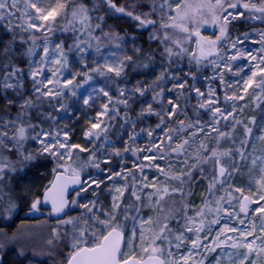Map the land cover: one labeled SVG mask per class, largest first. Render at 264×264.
Instances as JSON below:
<instances>
[{
  "label": "snow or ice",
  "instance_id": "snow-or-ice-1",
  "mask_svg": "<svg viewBox=\"0 0 264 264\" xmlns=\"http://www.w3.org/2000/svg\"><path fill=\"white\" fill-rule=\"evenodd\" d=\"M166 4L168 0H163L162 3L151 0L150 10L144 12L140 10L141 0H125L123 4L117 0H0V22H7L4 24V30L11 37L7 43L0 41V217L9 218L17 208L16 201L32 195L31 189H25L19 196L15 195L9 185L10 174L31 169L39 171L46 168L49 161L54 163V179L45 186L43 200L35 196L30 208L38 211L39 205L50 202L52 213L57 216L61 213L67 216L65 209L70 205L86 210L80 216L59 219L57 226L52 229L50 237L46 240L47 255L52 264H204L205 253H216L213 264H259V257L264 254V166L259 167V174L254 175L248 185L236 182V178L242 173V166L248 163L247 145L252 138L253 127H259L262 133L256 139L264 141V118L258 124L255 116L250 117L248 123L235 117L239 107L237 102L244 100L246 95H252L256 102L264 101V28L256 29L260 37L258 41L252 39L251 32H241L236 28L237 24L247 26L250 21L264 24V0H200L195 6L185 3L182 9L180 4H177L176 8L169 6V11L164 15H167L170 22H165L163 18L152 19L157 8L163 9ZM177 9L180 11L177 12ZM172 12H177V15H171ZM115 14L136 22L138 29L147 30L151 26L153 30L149 32L148 39L164 45L160 56L168 61L167 67L163 68L153 84L147 87L138 81L132 88H127L122 87L121 82L127 79L126 69L129 67L147 69L154 63L155 52L151 49L145 52L143 48L137 47L134 55L142 56L136 55V59L128 55L111 61L105 58L102 64L96 62L93 67L84 57L86 48L82 45L86 42L79 36H74L73 43L67 46L68 52L76 49L81 54L84 70L73 71L64 42L55 44L54 48L49 46L48 34L57 30L87 33L89 36L99 30L109 39L122 41L123 37L117 33L103 30L106 17ZM60 18L65 19L66 23L59 28L54 27ZM157 23L160 29L164 30L162 33L156 30ZM207 24L218 27L219 35L215 40L201 36L199 29ZM170 28L187 33L185 39L196 36L197 45L200 46L202 41L207 43L209 52L205 54L203 47H200L199 53L190 51L181 40L174 39L169 34L167 30ZM18 32L28 33V37L21 35L18 39ZM37 32L44 38L42 46L36 43ZM95 39L99 41L100 37ZM249 40L261 45L259 54L244 48ZM18 43L21 47L27 45L23 52H19L16 47ZM116 46L120 47V44L117 43ZM38 47H42V53L37 60L33 57L37 55ZM87 47L91 48L92 45L88 44ZM96 50L100 51L99 43L96 44ZM213 52L219 63L216 59L209 60ZM112 55L115 56L114 53ZM184 55L189 57L190 65L195 63V71L190 67L188 72L179 68L170 72L173 64ZM24 59L27 60V68L18 62ZM205 60L213 66V76L205 79L216 80L222 86L223 101L216 88L209 87L207 91H201L195 84L200 66ZM236 61L246 63L235 64L234 67L233 62ZM225 71L239 79L226 80ZM167 75H171L176 81L168 91L179 92V95L167 98L168 106L165 107V89L160 88V82L165 80ZM95 76L103 77L105 85L98 88L92 86L90 82ZM25 77L31 81L30 93L27 95ZM85 85L91 88L87 95L81 93L85 106L92 107L94 104L93 93L105 97L107 102L102 103L96 115L87 121L88 126L83 133L86 144L82 145L72 142L73 129L67 125L62 129L57 128L54 132L50 127H43L45 123L55 121L56 116L53 112H44L42 105L47 103L57 112L66 110V105L61 103L64 96L68 93L76 96V90ZM113 86L118 93L115 99L110 91ZM156 88H159V91H156ZM150 89L154 93L152 100L160 105L159 110L152 103H147L137 114L138 119L151 115L158 118L155 129H141V132H146L151 138L149 145L133 148L128 141L124 142L121 148L111 145L109 132L112 128L111 121L119 115L118 106L123 105L125 109H130L136 95L144 96ZM192 93L195 94L196 103L190 105ZM181 96L185 100L184 106L179 103ZM189 106L194 119L188 115ZM202 114L207 116L208 120H204ZM178 115H182L184 119L175 121L178 127H170L168 121ZM222 122H225V126L230 124L231 131H221L219 125ZM125 123H130L133 129L129 133V141L135 142L138 136L135 132L136 124L127 117V113ZM123 126L120 125L121 128ZM237 126L243 130V139L240 140L239 146L219 148L222 139L235 143L233 134ZM206 128L217 133L218 147L209 149L201 142L194 153H189L190 142L200 133H205L206 137L210 135L205 132ZM186 129L194 131H190L188 137L183 138L181 133ZM157 130L162 134L158 142L155 136ZM28 141L35 142L39 147L34 150L26 148ZM165 143L167 151L162 147ZM128 152L133 155L146 153L142 160L149 161L148 164H133V168L141 173L140 189L136 188L134 172L128 171L125 174L123 168L117 170L110 166L114 158H119L117 162L123 165L124 153ZM80 153H87L88 158L77 163L80 161ZM173 154L181 165L175 171L171 162L167 172L160 164L154 163L158 159L171 161ZM257 159L261 158L252 159L251 165L256 166ZM68 161L72 163L69 164ZM89 167L96 169L99 176L85 173V169ZM146 168H154L166 179L178 181L180 185L179 188L171 189V193L180 194V208L175 214L165 216L163 221L157 219L154 222L151 217L129 215L135 202L141 200L138 193L143 189H155V192L148 193L150 203L151 197L157 196L155 205H160L164 196L170 195L167 186L163 189L157 187L158 178L149 180ZM248 171L253 169L249 168ZM82 173H85L83 177ZM128 176H132L131 189L127 183ZM116 178L124 179L125 184L117 186ZM106 181H113L112 187L109 188L113 193L112 210L103 211L101 218L93 209L97 208L98 190ZM202 181L207 182V188L201 193V203L197 205L189 202V198L195 194L196 187ZM69 185L77 186L74 188L76 197L70 201L67 198ZM89 191L96 199L78 203L77 198L87 199L82 194ZM126 191H129L130 197L134 199L121 209ZM121 210L122 220L117 215ZM135 210L139 212V208ZM257 218L260 220L259 224L256 223ZM170 219L176 220L175 228L169 227ZM129 220L133 222L131 228L127 226ZM153 224L156 225V230L150 242L145 243L147 238L144 235V225ZM61 225L71 228L61 229ZM2 231L0 229V233ZM157 241H161V244H157ZM62 244L69 249L66 256L61 250ZM3 247L4 245L0 244V249ZM181 248L187 250L180 252ZM173 249L176 250L175 253ZM217 249L220 251L217 252ZM18 255L24 256V250L21 249ZM197 256L200 257L199 260L196 259Z\"/></svg>",
  "mask_w": 264,
  "mask_h": 264
},
{
  "label": "rangeland",
  "instance_id": "rangeland-1",
  "mask_svg": "<svg viewBox=\"0 0 264 264\" xmlns=\"http://www.w3.org/2000/svg\"><path fill=\"white\" fill-rule=\"evenodd\" d=\"M163 0H157V3H162ZM200 0H168V4H166L164 6L163 9L157 8L156 13L151 17L152 19H156V20H160L161 18H163V20L165 22H170L168 21L167 15H164V13H167L169 11V6H171V8H176L177 4L181 5V9L183 8L185 3H190L193 6H195L197 3H199ZM214 2V0H213ZM22 7V4L20 5ZM71 7V5H70ZM151 7V0H141V7L140 10L147 12L150 10ZM180 9H177V12H179ZM177 12H172L170 13L171 15L175 16L177 15ZM15 22V21H14ZM253 23H255L257 25V27L253 28L250 32L252 35V39L253 40H259L260 37L256 31V29H261L264 28V24H261L259 21H252ZM7 23L5 22H0V24H5ZM66 23V20L63 18L58 19L57 24L54 25V27L59 28L60 25H63ZM77 27L79 28V25H77ZM104 32H108V31H113L115 33H117L120 37H123L122 41H117L115 39H109L108 37L103 36V34L99 31L96 30L95 32L92 33L91 36H89L87 33H80L79 32V37L81 40L85 41L86 43L84 45H82L83 47L86 48V52L84 54V57L86 59V62L90 65V66H95L96 62L99 63H103L105 58H108L109 61H111L112 59H115L117 57H123L124 55H128V56H132L134 54V50L135 48L139 47L138 42H137V38L134 35H130L127 34L125 32H120L118 30H116L113 26L111 25H106L104 27ZM153 29L150 26L147 31L148 33L151 32ZM156 30L158 32H163L164 30L160 29V25L159 23H157L156 25ZM58 31V30H57ZM169 32L170 35H172L174 37V39H180L183 40L185 42V44L188 46H192L193 49L195 50V52L199 53L200 51V47H203L204 51L206 53L209 52V46L207 43L205 42H201V45L198 46L196 43L197 37L196 36H191L190 39H185L187 37V33H182L179 31V29H168L167 30ZM200 34L202 37L207 38L208 40H215V37L217 35H219V29L216 26H213L211 24H207L204 25L203 27H201L199 29ZM38 34H41L39 32H37ZM28 34V33H27ZM95 37H100V40L97 41L95 39ZM133 37L135 38V42L133 43ZM50 41V48H54L55 44L60 43L61 41L64 42L63 39L57 38V39H49ZM44 42L40 43L39 45H43ZM73 43V42H72ZM71 43V44H72ZM99 43L100 44V51L97 52L96 50V44ZM117 43L120 44V47H117ZM91 44L92 47L88 48L87 45ZM65 51L68 52V47L66 46L65 42ZM244 48L246 49H250L252 50V52L254 54H259L258 50L261 48V45L259 43H253L252 40H249L245 43ZM37 55L35 57H33V59H39L40 54L42 53V47H38L36 49ZM115 54V56H113L112 54ZM221 55L223 54V50H221ZM211 59H216L217 63H219V59L217 58L215 52H213V54L211 56H209V60ZM68 61L69 64L72 68L73 71H83V66L81 63V54L76 50L73 49L71 52H68ZM206 66L209 63L208 60L205 62ZM239 63H246L244 61H236L233 62L234 67L235 64H239ZM211 65V69H210V75L205 76V77H211L213 76V66ZM208 67V66H207ZM219 71V70H218ZM161 70H156L155 72L151 73L149 75V77L147 78L146 82H141V84L145 87H147L148 85L153 84V81L156 80V77L160 74ZM65 75H67V72L64 73ZM224 76L225 79L228 81H232L234 79H239V77H233L230 73L228 72H224ZM205 77H203L200 81L196 80L195 84L197 87H199L201 89V91H207V89L209 87H213L216 88L221 95V101H223V92L221 91L222 86L216 81V80H209V79H205ZM70 78V77H69ZM79 79V78H78ZM138 81H135L131 84H127V85H122V87L126 86L127 88H132L134 85L137 84ZM176 81L173 80L171 77L170 79L165 78V80L160 82V88L165 89L164 91V105L165 107H167V98L172 97L174 95H179V92H169L168 89L172 87L173 84H175ZM90 84L94 87H102L104 86L103 84H101L100 82H98L96 79H93V81L90 82ZM156 91H159V88L155 89ZM91 91V88L88 85H85L83 88L77 89L76 92V96H72L70 93L66 94L65 97V101L64 104L66 105V110H61L63 113V117L60 119V121L57 123V125L52 129V131L54 132L57 128H64L65 125L71 127L73 129L72 131V142L73 143H79V144H86V140L84 137V129L88 126L87 125V121L94 117L96 115V112L100 110V105L102 103H106L107 99L103 96H97L95 93H93V98H94V104L92 105V107H87L83 104V100L81 98V93H84L85 95H87L88 92ZM231 91V90H229ZM251 92V90H250ZM153 91L150 89L149 91H147L145 93L144 96H139L138 94L136 95L135 98V102L131 104V108L130 109H126V110H133L135 108V117L131 116L130 114H127V117H129L131 119V121H134L136 124L135 127V132L138 133V136L135 140V142H131L129 141V133H131L133 131L131 124L130 123H125V118L122 121L121 124H123V128H118V133L119 136H116V140H111V145H114L116 148H121L122 144L126 141H128L129 143L132 144L133 148H144L146 146L149 145L150 143V139L146 132H141V129H148V128H152L155 129L156 124L158 123V118L155 115H151V116H147V117H141V118H137V114L140 112L142 107H146L147 103H152L153 106L159 110L160 105L156 102H154L152 100V96H153ZM192 97L193 99H191V104H195L196 101L194 99L195 94L192 93ZM114 98V97H113ZM115 99V98H114ZM179 103L181 104V106L185 105V100L184 97L181 96ZM239 107L237 109V112L235 113V117L236 119L243 121L244 123H248V120L250 117L255 116L257 119L258 124L261 122L262 118H264V101L261 102H256L252 99V95H246L244 100L238 101L237 102ZM257 103H259V107H257ZM230 104L231 102H229V110L230 109ZM123 105H119L118 108L120 109V107ZM124 107V106H123ZM137 108V110H136ZM189 117H192L189 113H188ZM202 117L204 120H208L207 116H203ZM194 119V117H192ZM105 119H107V117H105ZM117 119V117H116ZM116 119L111 121L112 123V128L111 130L117 125L116 124ZM177 119H184V117L182 115H178L177 117L172 118L171 120L168 121L169 126L172 128H176L178 127V125L176 124V120ZM250 127H253L252 125H249ZM221 131L224 132H229L231 131V125L228 124L227 126H225V122H222L219 125ZM190 131H194V130H185L183 133H181V136L183 138H187L189 135ZM205 132H209L210 135H208L207 137L205 136V133H200L199 136H197L195 138L194 141L190 142V145L188 147V152L189 153H194L196 151V149L198 148V146L200 145L201 142H204L207 147L209 149L211 148H216L218 147L217 142H216V136L217 133L216 132H212L210 128H206ZM261 130L259 127H253V134H252V138L250 140V142L247 145V152H248V163L246 166H242V173L241 175H239L236 178V182L237 183H243L244 185H248L249 182L252 180V177L254 175H258V169L260 166H264L262 165V160H264V141L258 140L256 139L257 136L261 135ZM155 136L157 137V142L159 141V138L162 137V134L159 133V130H157V132L155 133ZM233 139L235 140V143H233L232 140H224L222 139L220 141L219 144V148L221 149H226V148H235L239 146V142L241 139H243V130L240 126H237L236 131L233 134ZM99 143V142H98ZM111 145H109V150H111ZM25 147L30 149V150H34L37 147H39V145H37L35 142L33 141H28L25 144ZM162 147H164L165 151H167V144H163ZM146 153L143 152H139L136 155H133L132 152H128V153H124V164H120L117 161L119 160V158H114L113 159V163L110 165L113 168H116L117 170L123 168L125 170V174H127L128 171H132L135 174L137 183H136V188L140 189L141 185L139 183L140 177H141V173L139 172L138 169H134L133 168V164L134 163H143V164H148L149 161H144L142 160V157L145 155ZM157 155H159V153H157ZM261 158V159H257V164L256 166L251 165V160L255 159V158ZM74 160V159H73ZM171 162V164L173 165V171H175L176 169L180 168L181 165L178 163V161L176 160L175 154L172 155L171 161H169L168 159H164V160H156L154 161V163H158L160 164V166L162 168L165 169V172L168 171V167H169V163ZM69 164L72 163V161H68ZM54 166V163L52 164V168ZM103 167V165H101ZM52 168L51 170H47L46 173H43L42 177H44V180H49L52 181L53 179V173H52ZM249 168H252L253 171H248ZM145 172L149 178V180L151 181L154 177L158 178L156 183H157V187L163 189L165 186H167L169 188V193L170 195H165L164 199L161 201L160 205H155V200L157 199L156 195H153L151 197V201L152 203L149 202V197H148V193L150 192H155V189L152 188H146L143 189V191H139V195L141 196V200L138 202H135L134 208L129 212L130 216H140V217H144V218H148L151 217L152 220L155 222L157 219H160L161 221H163V218L165 216H170L171 214H175L177 212V210L180 208V194L179 193H171V189L172 188H179V182L175 181V180H170V179H166V177L160 173H158L154 168H146ZM85 173H92L93 175H97L99 176V173L97 172L96 169L94 168H87L85 169ZM85 173H82V177L84 176ZM17 175V180L16 182H12L15 185V188L17 190V192L19 193V195L25 190V189H31L32 191V195L31 196H26L23 199L17 200V208L15 209V211L11 214V216L9 218H3L0 217V227H4L7 229H4V231H2V233H0V242L4 243V245H10L12 243H15V239L17 236L20 237L21 240H26L27 243L26 244H30L32 243V239H30L31 235H28L27 233H25L24 231H20L19 233H16L15 238H13L12 236L9 237L6 235V231L15 224L16 219L19 216L25 215V214H31L33 217H42L40 219H50V213H47L45 210H43L41 208V205H39V210L38 211H33L30 208L32 199L36 196L35 193L37 191V189H33L35 186V184H32L31 181H29V179L27 178L28 176L26 175V172H20L18 174H10L11 178L13 179L14 177L16 178ZM11 181V180H10ZM9 181V182H10ZM116 183L117 186H122L125 184V180L121 179V178H116ZM127 183L129 184V189H131L132 186V176H128L127 178ZM113 185V181H106V183L104 185L101 186V189L98 190V204H97V208L93 209V211L97 212L98 214L101 215V218H103L102 212L103 211H111V206H112V195L113 193L109 191V188L112 187ZM253 187L255 188V185H253ZM207 188V182L206 181H202L200 185H198L195 189V194L193 196H191L189 198V202H194L195 204L199 205L201 203V193L205 192ZM44 192V191H43ZM222 193H217V195H221ZM83 196H86L87 199H78V203H87L88 200H94L96 199V197H93L91 194V191H89V193H85L82 194ZM76 197V196H74ZM41 199V196H40ZM125 199H128L129 203H132L133 199L132 197H130L129 191H126L123 197V203L121 204V209L122 206L124 204ZM173 201H175L176 203H173ZM139 208V212H137L135 209ZM22 212V213H21ZM86 212L85 209L80 208L78 206L72 205L71 208V213L68 216H80L82 214H84ZM21 213V215H20ZM189 214L191 215L192 213L189 212ZM118 218L119 219H123V211H119L117 213ZM29 220H26L24 222H27ZM18 222H23V221H18ZM18 222H16V224H18ZM55 224H50L48 222H42L40 223L38 226V231L41 233H44L41 235V239H39L40 242H46V240L50 237L51 232L54 227L57 226L58 221H54ZM132 221L129 220L127 221V226L128 228H131L132 226ZM256 223L259 224L260 220L259 218L256 219ZM137 224V228H139V221L136 222ZM65 227H67L68 229L71 228V226H63L61 225V229H64ZM169 227L175 228L176 227V220L170 219L169 220ZM145 228V232L144 235L147 238L145 243L150 242L154 230H156V225L153 224L152 226L149 225H144ZM259 234V233H257ZM137 235L139 236V232L137 233ZM211 239V237L209 238ZM205 243H208V241H205ZM259 243V241H258ZM157 244H161V241H157ZM164 247L166 248L167 245L165 244ZM69 250V249H68ZM186 248H181L180 252H184L186 251ZM220 250L217 249V252H219ZM243 251V250H241ZM173 252L175 253L176 250L173 249ZM201 252H203V250H201ZM178 254V253H177ZM206 255V259L204 260V264H213V258L216 255V253H205ZM197 260L200 259L199 256L196 257ZM5 264H42L39 263L38 261H35L33 259H27L26 255L22 256V257H18L16 255H12L9 258V261H6ZM259 264H264V254H262L259 257Z\"/></svg>",
  "mask_w": 264,
  "mask_h": 264
},
{
  "label": "trees",
  "instance_id": "trees-1",
  "mask_svg": "<svg viewBox=\"0 0 264 264\" xmlns=\"http://www.w3.org/2000/svg\"><path fill=\"white\" fill-rule=\"evenodd\" d=\"M118 3L123 4L125 3V0H117ZM106 25H111L113 26L116 30L120 31V32H125L127 34L130 35H134L137 38V42L139 45V48H143L145 50V52L149 51V49L153 50L155 52V61L153 64L150 65L149 68L147 69H143V68H132L129 67L128 69H126L127 72V79L121 82V86L122 85H127V84H131L135 81H142V82H146L147 78L149 77V75L153 72H155L156 70H161L165 67H167L168 61L166 60V58H162L160 56V52L163 51V44H159L157 41H150L148 39V31L147 30H143V29H138L136 27V22L130 20L127 17L124 16H120L119 14H115V15H111L109 17H106ZM257 27V25L255 23H253L252 21H250L248 23L247 26H245L244 24H237L236 28L238 31H251L253 28ZM37 36V40L36 43L37 45H39L40 43L44 42V38L41 36V34L35 33ZM24 36L25 38L28 37L27 33H17V38L19 39V36ZM74 36H79V32L77 33H72V32H62V31H55L54 33H49L48 34V39H63L66 46L70 45L73 42ZM182 38V36H180ZM10 34L7 33L4 30V24H0V41L7 43L8 40L10 39ZM181 38L179 40H181ZM181 42L183 43V45L185 47H187V45L185 44V42L183 40H181ZM169 44H171V41H169ZM16 47L19 49V52H23L24 51V47H27V45H25L24 47H21L20 44L18 43L16 45ZM190 51H195L193 49V47L190 45L187 47ZM136 55H141L142 54H136ZM136 55H132L134 57V59H136ZM207 60L204 61V64L200 66V72L198 74L197 80L200 81L203 77L210 75V69H211V65L210 63L207 64L206 66V62ZM18 62L21 64L22 67L27 68V60H18ZM192 68L193 71H195L196 69V65L193 62L192 65L189 64V57L187 55H184L182 58L178 59L174 64L172 69H170V72H174L176 68L181 69L183 72H188L189 68ZM171 75H167L166 78L170 79ZM94 79H96L98 82H100L101 84L105 85L106 81L103 77H99V76H95ZM192 81L190 80V83ZM25 94H29L30 93V87H31V81L27 79V77H25ZM111 94L113 95V97L115 98L118 93L115 90V87L113 86L111 89ZM65 101V97L63 98V100L61 101V103L64 104ZM55 103V102H54ZM191 105V101L189 102ZM42 110L44 112H53V114L56 116V120L55 121H49L47 123H45L43 125V127L47 128H51V130L57 125V123L60 121V119L63 117V113L62 111H55L53 107H49V105L47 103H44L42 105ZM137 110V108H136ZM16 113V109H13V115H15ZM125 113L130 114L132 117L136 116L135 115V108L133 110H126L123 106L120 107L119 109V115L117 116L116 119V126L110 130L109 132V136L110 139L112 140H116V136H119L118 133V128H120V125L122 123V121L125 118ZM188 113L193 117L192 114V110L191 107H188ZM80 161H77V163H80L81 161H85L88 158V154L87 153H80ZM14 158V157H13ZM73 159H76V156H73ZM52 164L53 162L49 161L47 162V167L46 168H41L39 171H37L36 169H31V170H27L26 171V175L28 176L27 178L29 179V181H31L32 184H35L33 189H37L35 195L36 196H41L43 194L44 188L45 186H47L49 184V180H44V177H42L43 173H46V171L51 170L52 168ZM23 172V171H22ZM70 174V173H69ZM16 178L14 177L13 179L11 178L9 185L10 187L13 189V193L17 196H19V193L17 192L15 185L12 182H16L17 180V175H15ZM76 196V195H75ZM20 200V199H18ZM129 200L125 199L124 204L122 206V209L124 208L125 204H128ZM44 223V222H48L50 224H55L54 221H52L51 217L50 219H29V221L27 222H19L18 224H14L13 227H10L7 231H6V235L9 237H13L15 238L16 233H19L20 231H24L25 233H27L28 235H31L30 239H32V243H27L26 240H21L19 236L16 237L15 239V243H12L10 245H4V243L0 242V244H3L4 247L2 249H0V254H2L4 256L5 262L9 261V258L12 255H16L18 257H22L20 255H18V252L23 249L26 255L27 259H33L35 261H38L39 263L42 264H52L49 256L47 255V245L46 242H40L39 239H41V235L44 233H41L38 231V226H40V223ZM0 229H2L4 231V227H0ZM52 230V229H51ZM61 250L64 253V256H66L68 254V248L64 247L63 244L61 245ZM61 259H63V256L61 257Z\"/></svg>",
  "mask_w": 264,
  "mask_h": 264
},
{
  "label": "water",
  "instance_id": "water-1",
  "mask_svg": "<svg viewBox=\"0 0 264 264\" xmlns=\"http://www.w3.org/2000/svg\"><path fill=\"white\" fill-rule=\"evenodd\" d=\"M205 54H207V53L205 52ZM53 179H54V177H53ZM76 187H77L76 185H69V188H68V193L69 194L67 196V198L69 199V201L71 199H73V197L75 196L76 193L74 191V188H76ZM41 200H43V194H42ZM41 208L43 210H46V211H49L50 212V216H51V219L53 221H58L61 218H64L65 219L70 214L72 205H70L68 208L65 209V212L67 213V216H65L64 213L59 214V216H57L56 214L52 213V205H51L50 202L49 203H42L41 204ZM3 263H4V257L0 254V264H3Z\"/></svg>",
  "mask_w": 264,
  "mask_h": 264
},
{
  "label": "flooded vegetation",
  "instance_id": "flooded-vegetation-1",
  "mask_svg": "<svg viewBox=\"0 0 264 264\" xmlns=\"http://www.w3.org/2000/svg\"><path fill=\"white\" fill-rule=\"evenodd\" d=\"M47 213H50L49 211H46ZM22 213V212H21ZM21 213H20V215H21ZM40 218H42V217H33L31 214H25V215H22V216H19L17 219H16V221H15V224H16V222H18L19 220L20 221H26V220H29V219H40ZM19 223V222H18ZM14 225H12L11 227H13ZM3 264H5V260H4V263Z\"/></svg>",
  "mask_w": 264,
  "mask_h": 264
}]
</instances>
